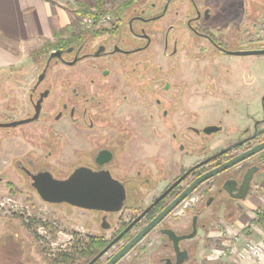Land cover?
Masks as SVG:
<instances>
[{"label":"flooded vegetation","instance_id":"flooded-vegetation-1","mask_svg":"<svg viewBox=\"0 0 264 264\" xmlns=\"http://www.w3.org/2000/svg\"><path fill=\"white\" fill-rule=\"evenodd\" d=\"M263 4L119 0L107 26H75L26 61L0 66V185L10 197L24 195L28 210L47 204L97 214L99 232L74 240L73 264H106L195 180L264 143V95L249 113L247 68L238 79L233 59L264 62L247 53L264 49L263 22L253 36ZM250 169V191L238 199ZM92 173L115 184L100 208L52 203L38 188L55 196L62 181ZM260 176L264 149L202 182L133 249L155 234L144 248L150 264H202L195 240L222 216L241 217ZM181 206L184 215L173 220Z\"/></svg>","mask_w":264,"mask_h":264},{"label":"rangeland","instance_id":"rangeland-1","mask_svg":"<svg viewBox=\"0 0 264 264\" xmlns=\"http://www.w3.org/2000/svg\"><path fill=\"white\" fill-rule=\"evenodd\" d=\"M118 1L109 0L107 11H113ZM88 6L90 5L82 7ZM263 16L264 9L254 20V37L259 36L257 33L261 31ZM77 24L78 21L76 26ZM233 59L236 62L238 79L241 76L240 73L245 71V67L247 68L246 73L242 74H246L245 81L248 82L244 96L245 101L248 102L249 113L255 115L258 109H261V98L264 95V62L258 56L233 57ZM26 60L25 57L23 61ZM3 158L0 156V163ZM0 187L2 188L0 203H5L6 206L7 203L14 205V208L8 211L4 208L0 211V264H73L71 260L75 252L74 240L84 239L88 233L99 232L95 224L97 214L94 212H86L70 206L58 207L47 204H40L37 209L28 210L26 205L30 204L23 201L24 195L10 197L4 185ZM199 195L200 193L196 192L192 197L195 199L189 203L193 204ZM243 207L246 214L238 217L233 223H228L222 216V220L217 221L208 233L205 232L195 240L199 246L198 256L202 264H243L235 255L237 248L240 249L241 246L236 244L234 253L230 247L234 248V243L237 242L234 240L235 236L246 235V230L248 233L254 231L252 230L254 222L248 218L251 207L260 211L258 219H262L264 195H261V192L255 193L252 199L243 204ZM184 209L182 206L177 209L172 219L182 217ZM125 217L128 218L129 215L125 214ZM23 223H29L28 227ZM90 223H93L92 226H89ZM110 233L111 231H108L106 234ZM6 237L8 240H4ZM154 238L155 234H151L148 241L142 242L138 248L130 251L118 264H150L151 260L148 253H144V248H147Z\"/></svg>","mask_w":264,"mask_h":264},{"label":"crops","instance_id":"crops-1","mask_svg":"<svg viewBox=\"0 0 264 264\" xmlns=\"http://www.w3.org/2000/svg\"><path fill=\"white\" fill-rule=\"evenodd\" d=\"M92 3L93 0H0V66L21 63L28 51L53 44L74 29L79 18L75 10ZM258 181L262 183L247 200L255 193L264 195V176ZM249 211L254 231L246 230L236 244L243 247L247 242H255L264 249V212L259 220V210L251 207ZM243 264H264V260L248 257Z\"/></svg>","mask_w":264,"mask_h":264},{"label":"water","instance_id":"water-1","mask_svg":"<svg viewBox=\"0 0 264 264\" xmlns=\"http://www.w3.org/2000/svg\"><path fill=\"white\" fill-rule=\"evenodd\" d=\"M248 54L254 55H264V49L251 50L247 52ZM264 149V143L255 147L249 153L239 156L231 162L222 165L213 171L208 172L202 177L195 180L165 211H163L156 219L149 223L144 229H142L129 243H127L110 261L106 264H116L120 259H122L133 247L142 240L157 224L164 218L170 211H172L181 201H183L191 192H193L202 182L208 180L215 174L237 164L243 159L261 151ZM256 169H250L245 175L243 180L244 191L239 195H235L238 199H244L248 196L251 188V182ZM90 176V175H89ZM42 196L46 201L55 202H69L73 205L82 208H100L104 202L110 200L112 196V190L115 188L113 181L101 178L98 174L92 173V175L87 178L86 181H77L76 179H67L62 181L60 184V189L58 195L53 196L52 193H47L46 189H42L38 186ZM228 190V189H227ZM122 197V196H121ZM194 233L186 237L191 238ZM179 238H184L179 237ZM115 242V241H114ZM113 242V243H114ZM112 244V243H111ZM101 254V253H100ZM95 260V259H94ZM93 260V261H94ZM92 261V262H93Z\"/></svg>","mask_w":264,"mask_h":264},{"label":"built area","instance_id":"built-area-1","mask_svg":"<svg viewBox=\"0 0 264 264\" xmlns=\"http://www.w3.org/2000/svg\"><path fill=\"white\" fill-rule=\"evenodd\" d=\"M115 14H116V11L115 9H113V11H107L98 16H89V15L79 16L77 27L78 29L82 31H91V30L105 27L115 19ZM263 24H264V21H263ZM238 239H239V236L234 237L235 241H237ZM235 245H236V242L234 243V248L230 247L233 253L236 250ZM235 255H236L237 260H239L240 263H243L248 257L257 259L258 261H263L264 260V249L258 243L247 242L240 249L237 248Z\"/></svg>","mask_w":264,"mask_h":264},{"label":"trees","instance_id":"trees-1","mask_svg":"<svg viewBox=\"0 0 264 264\" xmlns=\"http://www.w3.org/2000/svg\"><path fill=\"white\" fill-rule=\"evenodd\" d=\"M109 0H93L92 5L88 7H83L75 10V13L79 16L89 15V16H98L107 12V4ZM76 26V25H75ZM67 257V255H65Z\"/></svg>","mask_w":264,"mask_h":264}]
</instances>
